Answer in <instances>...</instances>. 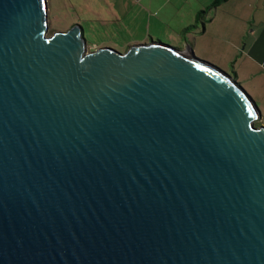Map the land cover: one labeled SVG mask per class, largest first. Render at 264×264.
I'll use <instances>...</instances> for the list:
<instances>
[{"label": "water", "instance_id": "95a60500", "mask_svg": "<svg viewBox=\"0 0 264 264\" xmlns=\"http://www.w3.org/2000/svg\"><path fill=\"white\" fill-rule=\"evenodd\" d=\"M0 0V264H264V126L191 49L86 51Z\"/></svg>", "mask_w": 264, "mask_h": 264}, {"label": "crops", "instance_id": "0c3cea01", "mask_svg": "<svg viewBox=\"0 0 264 264\" xmlns=\"http://www.w3.org/2000/svg\"><path fill=\"white\" fill-rule=\"evenodd\" d=\"M214 1L96 0L90 7L92 18L127 30L135 45L153 40L193 53L200 49L203 59L208 53L217 65L225 62L236 80L242 73L238 83L264 85V0ZM258 89L264 106V88Z\"/></svg>", "mask_w": 264, "mask_h": 264}, {"label": "rangeland", "instance_id": "374dc122", "mask_svg": "<svg viewBox=\"0 0 264 264\" xmlns=\"http://www.w3.org/2000/svg\"><path fill=\"white\" fill-rule=\"evenodd\" d=\"M96 3V0H47V26L48 29L45 32L47 36L51 35L56 31H65L70 29L73 25L77 24L83 27V37L86 41V51H92L100 47H113L114 50L119 52H124L126 49L131 48L135 45L133 41H130V34L126 31H121L116 29L113 25H103L98 20L92 18L95 17L93 13V8L90 7L91 4ZM99 3V0L98 2ZM141 43V42H138ZM169 45L170 43H167ZM197 53L194 55L198 58H201L204 61L212 63L217 66V68L231 74L225 69V62L221 63L222 66L217 65L213 62L215 60L212 54L204 53L209 59H203L199 55H202L200 49L195 50ZM229 66H233L232 63ZM229 66H226L228 68ZM244 75L240 73L239 80L240 82L244 80ZM246 82V81H245ZM248 93L251 98L254 94L256 99H253L258 106L260 112L258 118L255 121L260 126H264V106L262 105V91L258 88H264L262 84H247L239 83Z\"/></svg>", "mask_w": 264, "mask_h": 264}, {"label": "trees", "instance_id": "16d2710c", "mask_svg": "<svg viewBox=\"0 0 264 264\" xmlns=\"http://www.w3.org/2000/svg\"><path fill=\"white\" fill-rule=\"evenodd\" d=\"M222 1H225V0H215L214 3H213V5H215V4H217V3H220V2H222Z\"/></svg>", "mask_w": 264, "mask_h": 264}]
</instances>
